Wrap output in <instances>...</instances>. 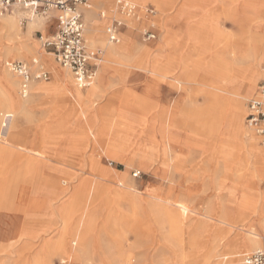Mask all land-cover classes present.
Wrapping results in <instances>:
<instances>
[{
    "label": "rangeland",
    "instance_id": "obj_1",
    "mask_svg": "<svg viewBox=\"0 0 264 264\" xmlns=\"http://www.w3.org/2000/svg\"><path fill=\"white\" fill-rule=\"evenodd\" d=\"M98 1L104 5H99ZM129 1L135 6L140 5L143 12H139L136 6L139 21L130 19L132 25H127L116 45H122L125 37L130 36L134 47L132 50L130 48V53L109 64L111 79L108 83L106 81L107 89L101 98L89 103L85 112L67 98L61 84H54L55 72L70 74L58 66L51 52L43 47V42L56 32L57 23L51 21L52 15L27 20L22 26V15H12L21 29V39L29 27L30 31L25 39L28 45L26 56L17 55L15 58L11 54L5 57L0 53V69L17 80L16 90L10 92L0 74V148H5L3 142L6 143L8 137L14 138L13 141L20 146L16 152L32 158L33 163L22 159L20 163L14 164L0 158V172L9 170L7 176L1 177L0 173V180L7 185L20 184L17 193H13L15 203L12 205L26 207L30 201H37V205L48 202L46 182L56 176L59 186L56 196L59 195L61 200L50 207V213L46 209L43 211L45 215L38 217V237L35 241L25 236L19 239L23 228V219H19L22 214L0 211V264H36L38 261L39 264H242L243 254L256 250L245 251V237L260 244L263 240L264 227L256 225L254 213L258 202L256 197L260 193L259 178L250 181L248 176L254 171L252 159L244 148L237 150L233 144H228L227 149L239 156L238 162H242V165L229 167L221 161L217 154L223 141L208 137L200 128L209 106L201 92L202 86L192 83L176 91L171 86V78L184 77L185 72L182 71L185 66L188 68L186 76H197L198 80L203 75L211 74L204 69L195 72L190 65L193 36L200 34L208 45L201 67H207L215 53L216 57L226 55L229 60L227 51L231 49L228 47L243 40L240 29L256 30V40L264 37V6L259 0ZM92 2L94 13L102 12L106 19L93 18L95 22L103 23L99 40L91 44L85 34L89 50L99 45L103 53L91 86L106 65L107 47L112 46L106 43L105 28L114 20L126 21L116 6V0ZM150 7L155 11L153 19L144 14V10ZM151 25L153 27L149 28ZM145 31L155 33V38L148 40ZM0 41L1 47L7 45L6 38L2 37ZM224 44L226 48L223 50ZM148 51L150 54L146 56L145 52ZM247 56L253 58L252 54ZM33 60L44 66L49 72V79L33 81L48 84L39 96L26 94L25 99H30V102L23 111L13 106V102L22 97L20 79L9 72L5 65L6 62L24 61L31 65L30 72L35 73L36 69L31 64ZM251 63L252 60L247 59L240 66L247 67ZM211 64L214 66L216 63L213 61ZM163 76L168 78L162 79ZM262 79L264 59L259 64L255 87L241 100L244 115L247 113L248 101ZM233 86L242 94L241 87L238 88L235 83ZM236 89L219 94L227 102L234 98ZM135 96L141 97V105L135 104ZM36 99L44 101L35 108L33 103ZM167 111L174 113L173 121L177 128L171 133L181 143L174 159L171 160L169 154L160 157L149 155L148 152H144L146 157L142 158L136 151H142L140 149L148 143L149 138L159 141L164 131L160 127L162 123L158 120V114ZM143 118L146 120L144 123ZM141 130H145L142 137L138 136ZM191 130H198V135H192ZM248 131L253 143L264 150L259 139L252 131ZM186 141L190 145L182 143ZM148 148L143 149L147 151ZM152 158L153 162L147 161ZM150 164L151 167H148ZM11 166L12 169H9ZM27 167L34 170L35 176L23 175L25 172L22 169ZM240 168L246 176L236 178L235 171ZM16 170H20L23 175L19 180L12 179ZM61 171L62 174L59 173ZM134 172L139 173L138 177L133 176ZM80 184L83 186L80 191L82 197L98 196L93 197L96 201L90 212L91 222L86 225L82 221L76 229L82 214L79 211L63 227L54 208L57 209L68 199H74L76 186ZM150 191L169 201L178 200L192 210L183 219L174 217L171 235L168 225H162L145 203ZM116 192H121V197L114 196ZM244 194L251 199L244 198ZM19 198L22 202L24 199L26 201L20 203ZM84 198L79 206L84 204ZM106 198L110 203L108 206L104 200ZM178 207L176 202V205H170L167 209L176 213ZM107 216L112 221L116 218L118 223H114L117 226L108 224ZM219 219L225 224H219ZM75 230L79 234H86L85 254L67 258L65 254L70 251L68 249ZM59 236L64 239V252L52 249L53 242Z\"/></svg>",
    "mask_w": 264,
    "mask_h": 264
},
{
    "label": "bare ground",
    "instance_id": "obj_2",
    "mask_svg": "<svg viewBox=\"0 0 264 264\" xmlns=\"http://www.w3.org/2000/svg\"><path fill=\"white\" fill-rule=\"evenodd\" d=\"M142 1L145 2L146 0H142ZM159 1L163 2L165 0H159ZM259 3H261V5L264 6V0H259ZM136 6L140 9L139 12H143L141 11L142 7L140 5L136 4ZM247 6L250 7L252 6V4H250V6L249 5ZM136 18H134L133 16L126 17V27L127 25L131 24L130 19L133 21ZM134 21H137V20H134ZM89 24L90 26L87 32L88 42L93 44L95 41L99 40L100 37L102 36L101 34L103 32H102L101 27L103 23H97L95 22V20L91 19L89 20ZM240 30L242 31L243 40L236 41L234 44L228 47V49H231L230 51L229 50L227 51L228 52L227 54L230 56L229 60L227 59L226 55H223V56L219 55V57L218 56L216 57L217 54L215 53L214 57L211 58V61L209 60V62L207 63V67L203 66L204 68L201 67L202 57L205 56V54L207 53L208 45L205 43V38H202L203 36H200V34H198V36H193L192 39H193L194 45L192 46V49H191L192 59L190 60V65L194 68L193 71L195 72H199V71H202V69H204V70H209L211 74L203 75V77L200 80H198L197 76H186L188 74L187 72L188 68L187 66H185L182 71V73L185 72V76L171 78V82H172L171 86L176 91L192 83H198L199 85L202 86L201 92H203V94L205 95L209 106H208L207 115H204L202 119L203 125H201L200 128L204 131L205 135L207 134L208 137L216 138L218 140L223 141L222 143L224 144H221V146H219L218 154H217L218 156H220L221 161H223L226 165H229V167L240 166V164L242 165V162L240 161L238 162L239 156L234 155L231 152V150L227 149L228 144L229 145L233 144L235 148H237V150L244 148L247 155H249V157L252 159L254 171L252 172L253 174L248 175V176L250 177V181L251 179L254 180V178L258 177L259 185H260L259 186L260 193H259V196L256 197L258 199V202L256 205V211L254 212L256 214L255 223L258 227L259 226L264 227V150L258 148L253 143L252 137L250 136L249 131H248L249 129L246 127L245 122H244L245 121L244 120V117H245L244 106H243V103L241 102L242 98H244L245 95H248L253 90V87H255V81H256V78L258 77L259 64L264 59V37H259L260 39L256 40L254 39L256 36V30L253 31L251 28L250 29L248 28L240 29ZM29 31H30V27L27 29L26 33L23 34L22 36L23 39H21L19 37V35L21 34V29L17 26L16 21L13 18V16L6 15L0 18V40L3 37V38H6V40L8 41L5 47H1V41H0L1 55H4L5 57H10V55L12 54V56L15 58L17 57V55H19L20 57L26 56V54L28 53V45L26 44L25 39ZM133 47H134V42L132 41L130 36L125 37L124 43L122 45L108 46L106 49L107 55L105 57L106 65L102 67L100 76H98V78L95 80L94 85L91 86L92 84L91 83L90 84L91 87L89 86V88H86L85 90L80 89L78 86L76 87L70 75L60 74L59 72L57 73L55 71L54 72H55L56 78L54 80V84H59V85L61 84L62 88L64 89L63 93L67 96V98H70L74 103H76V105H79V107L82 108V112H85L87 108L89 107V103H91L96 98H101L105 90L107 89L106 81H108V79L106 78V76L107 75L109 76V72H110L109 64L112 65L113 61H115L116 59H119V57L123 56L124 54L130 53L129 52L130 48L132 50ZM222 48L224 50L226 48V44H224V47ZM218 49H220V47ZM145 54L146 56H148L150 53L148 51V52H145ZM248 54L249 55L252 54L253 58L250 56H247ZM247 59L252 60V63L249 65H246L247 67L240 66ZM212 60L215 61L216 63L214 66L211 64L213 62ZM176 67L178 66L176 65ZM0 74L3 79L5 87L8 86V89L10 92L15 91L16 86H17V80L13 78L11 75H9L7 72L3 71L2 69H0ZM166 76H163L162 79L168 78ZM234 83L237 84L238 88L240 87L242 88L243 90L242 94L240 93L239 90L235 88L236 92L234 93V96L231 95L234 98H231L230 100L226 102L225 98H222V96L220 95L221 94L220 92L235 90L233 86ZM31 84L32 82L30 81V86H29L30 94L34 93L36 96H39L40 93L42 92V89H44L48 83L46 82L42 84L33 83L32 86ZM19 98L20 100H15L13 102V106L14 108H20L23 111H25L27 104L30 102V99H25L26 98L25 96L19 97ZM131 100L134 101V98L132 97ZM135 104L136 105L142 104L141 97L139 98L135 96ZM5 115L7 117L8 113L6 112ZM158 120L162 123V126L160 127L164 131V134L160 136L159 141L155 140L154 138L148 139V143H145V146L143 148H148L150 146L149 147L150 150L148 148L147 151H144L145 149L141 148L140 150L142 151H136V152H139L142 155L141 156L142 158L146 157V155H143L144 152L145 153L148 152L149 155L151 154L160 155V157H165V156L167 157L169 154V157L172 160L174 159L173 156L176 155L179 144L181 145L180 140L173 138L172 133H171L173 129L177 128L175 125V122L173 121L174 120L173 111L172 112L167 111L166 113L160 112L158 114ZM144 121L146 120H144L143 118V123ZM144 131L145 130H141L138 136L142 137ZM197 131L198 130L196 131L191 130L190 133L192 135H198ZM13 140L14 138L8 137V140H6L7 144L3 142V144H5L6 146L5 148L3 147L0 148V158L2 160H5L6 162L10 161L11 163H14V164L20 163V161H23L22 159H27L29 162H32L33 160L32 158L30 159L24 154L22 153L19 154L18 152H16L18 151V149H20V146L16 144ZM205 142H206L205 144L207 145V141ZM182 143L185 145H190V143H188L187 141L182 142ZM178 152L180 153L181 151H178ZM147 161L148 162L150 161L151 163L154 160L152 158L151 160L148 159ZM148 167H151V164ZM9 169H12V166L9 167ZM8 171L9 170L7 171L2 170L1 177L7 176L9 173ZM22 171L25 172L23 174L24 176H27V175L35 176L33 175L34 170L32 168H28V167L26 169L23 168ZM3 172L5 173L3 174ZM62 172L63 171L59 173L62 174ZM235 173H237L236 178H240L241 176H246V174L241 172V168L240 170L235 171ZM23 175H21L20 170H16L13 173L12 179L19 180V178ZM57 179L58 178L56 176H53L52 180L46 182V191H47L46 194L49 196L48 202H46L45 204L37 205V201H30V204L27 205L26 207H24V205L23 206L21 205L19 207H17L16 205L15 206L12 205L13 203H15L13 200L14 199L13 193H15L18 190V187L20 184H18L17 182L15 184L9 183V185H7L5 184L6 183L5 181L4 183L3 181L0 180L1 181L0 183V211L9 213V214L10 213H14V214L17 213L18 215L22 214L20 217L18 216L19 219H23L22 220L23 228L20 231L19 239H21L23 236L27 237V239L31 241H35V239H37L38 237L37 228L39 227L38 217L45 215L43 211H45L46 209H48L47 211H49L50 213V209H51L50 207L58 203L61 200L59 198V195L56 196L57 194L56 192L59 189V186L57 184ZM82 189H83L82 184H80L78 187L76 186L75 195H74L75 198L71 200L70 199L66 200L63 203V205H61L57 209L54 208V210H56L55 214H57V216L60 218L63 227L68 224L72 216L75 215L74 213L79 212V211L82 214L79 220L77 221L76 229L79 228L82 221L86 225L90 224L91 219H92L90 212L96 201L95 198H97L98 196L88 195L85 199L84 197H82V192H80ZM120 193L118 194V192H116V193H113V195L119 196ZM94 196L95 198H93ZM82 198L85 199L84 204L79 206ZM244 198H246L247 200L251 199L245 194H244ZM146 199H147V202L145 203L150 206L151 212L157 215L158 220H160L161 224L168 225L170 229L169 235H171V232L173 230L172 227L174 226V217L177 216V218L183 219L185 216L188 215V213H192V210L189 209L188 205L182 202H179L178 200L169 201L165 199L164 197H162L161 195H158V193L156 192L153 193V191H150V196H147ZM104 200L107 206L110 205V203L108 202L109 201L108 198ZM25 201L26 199L23 200V202ZM19 202L23 203L21 199ZM176 202L177 204H179V207L176 213H174V211L167 209L170 205H176ZM110 216L106 217V221L109 220L107 221V223L108 224L110 223L111 226L113 227L117 226L116 223L118 222L116 221V218L114 221H112V218ZM208 219L213 220L214 217H210V218L208 217ZM218 222L219 224H222V225L225 224L222 221H220V219L218 220ZM77 231L78 230H75L76 233L75 234L73 233L74 236H72L73 238L70 242L71 243L70 248L68 249L70 251L67 252V254H65L66 256L68 255L67 258L69 257L76 258V257L81 256L82 254H85V249L83 248L85 247L86 234L85 232L82 234H79ZM104 231H107V229ZM164 236H166V234ZM63 240L64 239L61 236H59L53 242L52 249L56 252H64L63 249L65 245L63 243ZM258 242L256 243L255 240H252L250 237L246 236L244 239V244L247 245V248L245 251H250V250H255V249L257 250V249H260V247L264 246V240L261 241V244ZM23 248L25 249L26 247H23ZM237 262L239 263V260H237ZM36 264H39V261Z\"/></svg>",
    "mask_w": 264,
    "mask_h": 264
},
{
    "label": "built area",
    "instance_id": "obj_3",
    "mask_svg": "<svg viewBox=\"0 0 264 264\" xmlns=\"http://www.w3.org/2000/svg\"><path fill=\"white\" fill-rule=\"evenodd\" d=\"M89 0H0V18L6 15L21 14L20 24L27 20L46 18L54 14L56 32L52 38L43 42V47L48 49L54 62L69 71L73 76L76 87L80 89L88 87L96 75V67L101 59L98 53H90L84 43V22L80 9H90ZM119 9L126 16L135 14V7L131 3H120ZM153 14L152 10H149ZM120 23L114 21L109 29L110 42H117L116 28ZM148 40L154 39V34L144 33ZM35 73L30 72L31 65L25 62H6L9 72L13 73L21 81L20 90L22 97L28 93V84L32 80L46 81L49 72L42 64L33 60ZM246 127L253 132L254 136L264 146V79L260 80L253 97L248 101L247 113L244 117ZM134 172L133 176L138 177ZM264 240V236H263ZM242 264H264V246L241 257Z\"/></svg>",
    "mask_w": 264,
    "mask_h": 264
},
{
    "label": "crops",
    "instance_id": "obj_4",
    "mask_svg": "<svg viewBox=\"0 0 264 264\" xmlns=\"http://www.w3.org/2000/svg\"><path fill=\"white\" fill-rule=\"evenodd\" d=\"M123 2H125V3H131L129 0H128V2H127V0H116V6H117V8H118V10L120 11V14H122V16H124V17H129V16H126V15H124L122 12H121V10L119 9V4L120 3H123ZM89 5H90V9H84V8H81L80 9V11H81V14H82V18H83V22H84V26H85V29H84V43H85V46H86V48L88 49V51L90 52V53H98L99 55H100V57H102V48L99 46V45H97V47L94 49V50H89V45L87 44V40H86V35H87V32H88V30L89 29H87V27L89 26V24H88V26L86 25V21H88V23H89V20H91V19H93V18H99V20H102V19H106V17H104L103 16V13L102 12H98V13H94V11H93V2H92V0H89ZM99 5H104V3L103 2H100V1H98L97 2ZM132 5H134L133 3H131ZM134 7H135V14L133 15V17L134 18H136L137 16L136 15H138L139 14V12H138V10H137V7L134 5ZM149 10H153L151 7L150 8H148V9H146V10H144V14H145V16H147V17H149L150 19H153V18H155V11L153 10V14H150L149 13ZM93 13H94V15H93ZM50 15H52V18H50L51 19V21H55V19L53 18V16H54V14H50ZM97 16V17H96ZM50 17V16H49ZM131 17V16H130ZM134 20H137V21H139V17H137L136 19H134ZM114 21H117V22H119L120 23V26L119 27H117L116 28V34H117V39H118V41L117 42H110V40H109V35H108V31H109V29L111 28V26H112V23L114 22ZM108 27H106L105 28V34L104 35H106V40H107V42L106 43H108L109 45H116V44H118L119 42H120V35H122V32H123V30L124 29H126L127 27H126V21L124 20H114ZM152 23V22H151ZM23 25V24H22ZM21 24H20V26H22ZM153 26L151 25L149 28H152ZM152 30V29H151ZM150 31V30H149ZM145 32H147V31H145ZM151 32V31H150ZM86 34V35H85ZM15 62H20V61H15ZM24 62V61H23ZM22 62V63H23ZM26 63V62H25ZM62 68V67H61ZM97 68H98V66L96 67V69H95V71H96V73H97ZM64 69V68H63ZM66 70V69H65ZM67 71V70H66ZM69 72V71H68ZM69 74L71 75V78H72V80H73V76H72V74L69 72ZM96 76V75H95ZM106 78L109 80V79H111V77H109L108 75L106 76ZM122 77H120V78H115V79H112V81L113 80H118V79H121ZM49 79V78H48ZM33 81L34 80H32L31 82H32V84H33ZM43 81V80H42ZM46 81H48V80H46ZM112 81H109V83L110 82H112ZM260 82V81H259ZM258 82V83H259ZM20 83H21V81H20ZM20 83H19V86H20ZM107 83H108V81H107ZM112 83H114V82H112ZM257 83V84H258ZM32 84H31V86H32ZM29 86H30V83L28 84V88H27V90H29ZM258 86V85H257ZM87 88V87H86ZM86 88H83L82 90H85ZM257 89V88H256ZM30 91V90H29ZM28 91V93H27V95L28 94H30V92ZM256 92V91H255ZM26 95V96H27ZM25 96V97H26ZM42 101H44V100H42V99H36L35 101H34V103H33V105L35 106V108L37 107V106H40L41 104V102ZM36 110H38V109H36Z\"/></svg>",
    "mask_w": 264,
    "mask_h": 264
}]
</instances>
